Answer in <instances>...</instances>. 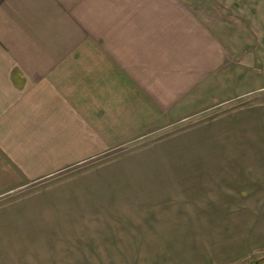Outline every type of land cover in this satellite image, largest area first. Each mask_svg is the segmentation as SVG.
I'll return each instance as SVG.
<instances>
[{
  "label": "crops",
  "instance_id": "0c3cea01",
  "mask_svg": "<svg viewBox=\"0 0 264 264\" xmlns=\"http://www.w3.org/2000/svg\"><path fill=\"white\" fill-rule=\"evenodd\" d=\"M263 91L264 0H0V199Z\"/></svg>",
  "mask_w": 264,
  "mask_h": 264
},
{
  "label": "rangeland",
  "instance_id": "374dc122",
  "mask_svg": "<svg viewBox=\"0 0 264 264\" xmlns=\"http://www.w3.org/2000/svg\"><path fill=\"white\" fill-rule=\"evenodd\" d=\"M87 167L0 199V264H264V91Z\"/></svg>",
  "mask_w": 264,
  "mask_h": 264
}]
</instances>
